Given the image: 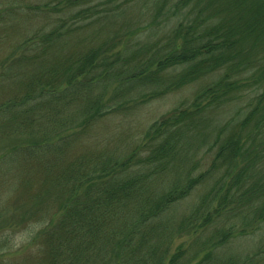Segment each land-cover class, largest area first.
I'll return each mask as SVG.
<instances>
[{
    "label": "trees",
    "instance_id": "obj_1",
    "mask_svg": "<svg viewBox=\"0 0 264 264\" xmlns=\"http://www.w3.org/2000/svg\"><path fill=\"white\" fill-rule=\"evenodd\" d=\"M41 1L0 50V264H264V0Z\"/></svg>",
    "mask_w": 264,
    "mask_h": 264
},
{
    "label": "rangeland",
    "instance_id": "obj_2",
    "mask_svg": "<svg viewBox=\"0 0 264 264\" xmlns=\"http://www.w3.org/2000/svg\"><path fill=\"white\" fill-rule=\"evenodd\" d=\"M35 1H41V0H14V1L0 0V19L7 18V13L10 9L5 10V8H8L10 6H17L21 10V14L18 15L17 17L15 16L16 23H13V25H8V22L6 20L0 21L1 54H2L4 47L7 48L10 42L15 41L19 37L20 34H23V35L26 34L27 22L25 21V18L32 21V24H40L38 21L42 19V16L34 17V14L30 11H28L30 13L29 16H26L27 10L22 8L23 5H26L27 3H32ZM100 1L104 3V0H100ZM111 19H112V14H111ZM44 20L47 21L48 18L44 16ZM87 32H89V29L87 30ZM19 38L22 39L21 37ZM205 79L207 80V75L195 82H191L187 84L186 86L183 87L182 90L168 95L167 97H165L166 99L164 98V100L162 99L156 100V101L153 100V102H150L146 105L147 108L141 106V107H138L137 109H134L133 111H129L127 108V109H124L122 112L117 113V115L115 116L113 115L111 118L107 120L103 119L93 132L94 139L96 141H106L104 145L105 151L114 150L116 147V144L112 141H115V140L117 141L120 138L123 139L125 143H132V141H135L136 139L142 136L141 134L143 130L146 128V126L148 125L149 119L151 117H154V116L157 117V115H160L161 112L166 111L168 109L167 107L171 105L172 102L176 100L178 97L187 98V94L191 90L196 89L200 81L204 82ZM4 87H2V89ZM149 108L151 109V111ZM156 108L159 109L158 110L159 112L157 114H155V110H154ZM137 110L139 111L137 112ZM214 114H216V117H217L216 119H221L225 116V112H221L219 110H216ZM152 120L153 119H151V121ZM7 130L8 129H5L4 131L0 132V147H4L7 145H8L7 147H10L15 140V138L13 137L5 136V133ZM118 141H121V140H118ZM18 192L22 194L24 192V189H21ZM7 264H25V263L24 261L22 262L18 256H15L13 257L11 261H8Z\"/></svg>",
    "mask_w": 264,
    "mask_h": 264
}]
</instances>
